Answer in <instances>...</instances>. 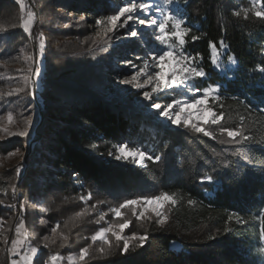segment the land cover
Returning <instances> with one entry per match:
<instances>
[{"label":"trees","instance_id":"16d2710c","mask_svg":"<svg viewBox=\"0 0 264 264\" xmlns=\"http://www.w3.org/2000/svg\"><path fill=\"white\" fill-rule=\"evenodd\" d=\"M155 1L149 0L156 8L159 4ZM9 2L0 0V11L9 10ZM127 2L47 0L46 5L87 22L91 28L105 29V25L97 27L96 20L115 14ZM259 3L264 7V0ZM175 4V14L182 15L192 29L185 37L184 51L201 53L203 60L196 62L209 74L200 86H222L221 98L207 101L205 108L223 112L221 124L244 128L253 142L221 144V139L229 138L219 135L220 125L206 127L217 132L215 139L188 129H170L145 113L135 99L138 95L117 89L118 79L138 70L126 61L142 66L143 59L152 54L150 47H159L154 39L145 44L138 38H122L124 32L118 30L105 43V53H81L70 66L47 69L36 95L39 147H32L19 187L26 198L48 206L50 215L45 219L51 226L61 229L66 217L75 216L88 205L93 211L89 219L103 216L102 222H80L72 232L80 248L94 250L93 245L101 242L93 243L90 237L105 220L112 222L110 209L125 199L167 192L176 201H167L163 226L146 223L143 229L138 227V233L148 235L143 247H130L128 253L120 255L122 241L119 247L114 241L104 247V256L86 255L77 264H264V242L260 240L264 112L257 107L259 97L264 96V74L258 70L264 67V17L249 10L248 0H175ZM108 34L105 36L110 39ZM193 35L199 39L193 42ZM5 40L15 47L27 41L19 33L16 43L7 34H0V45L8 46ZM209 41L222 52V61L234 58V68L223 73L213 68ZM174 97L186 99V90L183 96L171 92L157 102L167 104ZM121 144L144 152L142 164L117 161L109 155ZM0 150L4 151L2 147ZM207 176L213 177L212 181H206ZM4 187L0 181V201L13 202ZM189 200L195 203L189 204ZM127 210L121 209L123 213ZM12 214L9 205L0 207V216L9 219ZM9 231L1 233L0 239ZM209 236L214 239L209 240ZM48 255L51 251H43L38 257ZM36 260L33 264H39ZM5 261L0 255V264Z\"/></svg>","mask_w":264,"mask_h":264},{"label":"rangeland","instance_id":"374dc122","mask_svg":"<svg viewBox=\"0 0 264 264\" xmlns=\"http://www.w3.org/2000/svg\"><path fill=\"white\" fill-rule=\"evenodd\" d=\"M7 1H10L11 7L9 10H6V12H3L6 8L0 11V34H7L8 39L10 37L13 40L12 42L16 43V35L19 33L22 34L27 41L20 42L16 47L14 44L11 46L7 44L8 41L6 40L5 44L8 46L4 47L0 45V147L4 149V151L0 150V181H3L5 185L4 191H6L9 197H12L13 201L11 202L9 199H3V201H0V207L9 205L11 210H14V215L12 214L9 219L0 216V235L3 232L8 233L10 229L9 234L0 239V255L5 256V264H10L8 249L12 246L11 241L16 238H21L24 239V245L20 248L21 256L28 253L30 248L34 247L38 250L37 256L33 258V262L34 259H37L36 261L39 262V264H70L68 257L69 255H73L77 264L81 261L79 260V253L82 249L80 247L82 246H80L81 243L78 242L77 236L73 234L72 230L76 227V224L80 222L88 220L92 222V219L94 222L98 220L102 222L100 216L97 215L95 218L91 217L89 219V214L93 213V211L86 205L82 208V211L84 209H87V211L84 212L82 216L76 217L75 219H73L74 216L66 217L65 224L61 229H57L56 227H52L48 220L50 215L48 206L45 205L44 202L38 204V202L26 198V193L19 187V184L20 179L25 175V171L28 169L26 161L31 156L32 147H39L36 141V135H38L37 131L39 128L40 115L37 110L36 95L37 92L40 91L41 83L45 75L44 73L47 69L54 67L64 65L70 66L81 53L86 55H89L91 51H95V53H105L108 48L105 43L113 39V34L109 32L110 34L108 35H110V39H107L105 36V34H107L105 33V29H98L96 27L91 28L87 22L81 19L70 17L57 10H50L46 5L47 0H24V19H27L28 10L34 13L31 32L26 33L22 28L20 5L16 0ZM155 3L159 5L156 6V10L153 9L151 13L152 17L159 18L160 10L176 15L175 9L178 8L175 4V0H173L171 5H165L164 0H156ZM123 6H125V4ZM248 8L254 12L261 10L259 0L255 5L253 4V0H248ZM122 21L123 18H121L120 22ZM129 24L140 28L142 27L141 29L148 30V32L151 31V29L146 28L144 25L136 24L135 21H130ZM118 30L124 33L126 32V29H117L116 31ZM40 38H43L45 46L43 54L40 53L39 49ZM221 51H223V49ZM221 58L222 54L220 56L221 67L217 69L220 73H223L226 69L234 68L235 64L230 63L229 60L226 63L222 61ZM29 68L33 70L30 74V79L34 82V86L30 88L26 87L21 79L22 76L29 75ZM168 71L169 67L166 65L165 72L167 73ZM143 79L144 77H141L139 82L142 83ZM121 80L122 79H118L116 82L117 89L126 94L131 93L133 95H138L135 99L139 102L147 115L153 116L156 121L170 129H188L198 134L190 128H185L183 124L180 126L172 125L169 120L159 116L157 110L152 107V101H145L143 99V92L151 91L150 86L144 89H135L130 85L121 84ZM19 88H23L24 90L14 91ZM9 93H11V95H9ZM164 97L165 95L163 93L153 94V100H155V102ZM160 104L166 106L168 103ZM202 107L205 108V105ZM191 111L195 113L197 109L193 108ZM9 113L12 115L11 123L8 121ZM202 115L205 118L204 121L197 120L194 122H203L205 127L211 126L209 123L211 113L205 111ZM29 118L31 121L27 125L29 134L24 137L12 135V133L23 130L26 126L25 120ZM135 159L140 161L135 164H142L143 160H140L139 157ZM122 160L133 163V157L131 156L127 160ZM18 167L21 169L19 174L16 172ZM21 203L24 204L23 213L20 212ZM32 203L33 205H31ZM166 205L167 201L144 206L148 211L145 212L144 217L140 220H137L133 215V207H135L138 213L141 206H130L125 213L121 211V217H115L113 214L112 222L105 220L101 227H107L108 223H122L123 219L126 218L130 221V226L127 228V231H123L122 235L127 236L133 233L140 234L137 230L138 227L143 229L146 223H156L157 217L151 209L159 208L166 214ZM45 217L48 219H45ZM21 220L24 222V227L21 230L23 235L17 237L16 228ZM53 228L56 229L55 232L52 231ZM107 236L110 241L107 246L99 247L98 245L102 244L103 241L98 240L101 243L93 245V247H95L94 250L87 246L84 247L88 248V253H86V255H92L94 257L95 254L104 256V252L101 253L99 249L108 247V245L112 244L114 241L117 243L115 238L111 236V233H108ZM45 237H47V239H45ZM64 237H67V239L65 240ZM96 242L97 241L93 243ZM70 247L72 248L70 249ZM43 251H51V255L46 256V258H42L43 256L38 257V254H41ZM53 255L58 257L55 262L51 260ZM11 258L23 264V261L20 260V256Z\"/></svg>","mask_w":264,"mask_h":264},{"label":"snow or ice","instance_id":"6c2138e0","mask_svg":"<svg viewBox=\"0 0 264 264\" xmlns=\"http://www.w3.org/2000/svg\"><path fill=\"white\" fill-rule=\"evenodd\" d=\"M20 5L21 10V20L22 28L24 32L30 33L31 26L34 18V13L31 10L27 11V19H24L25 4L24 0H16ZM258 0H253L255 5ZM173 0H164L165 5H171ZM155 5L150 3L149 0H128L125 6L120 7L115 14L108 15L105 18L97 19L96 25H105V33L112 32L115 35L117 29H126V32L121 34L122 38H138L143 40L145 44H151V41L154 39L156 44L152 45L149 51L152 53L150 56L143 59L142 66L133 64L132 61H126L128 66H131L133 69H137L134 74L128 76L125 79L120 81L121 84L130 85L135 89H144L148 86L151 87V91L143 92V99L145 101H152V107L157 110V114L165 119L169 120L172 125L180 126L183 124L185 128H190L196 133H202L203 136L209 137L212 139L216 138L217 132L205 127L203 122L196 123L194 121H204L203 112L207 111L211 113V118L209 123L211 125H220L219 135L221 137L227 136L229 140H220L221 144L224 143H235L241 144L243 142H248L251 144L253 138L245 134V129L242 127L239 128H229L224 127L221 124V119L224 116L223 112H214L211 107L207 109L202 107L209 100H219L221 98V87L220 85L208 84L205 87H201L199 82L204 81L208 78L209 74L206 70L197 64V60H203L201 53H195L194 55L184 51V46L186 44L185 37L192 30L189 26L185 24V21L182 15H174L160 10L159 18L151 16V13ZM238 15V13H236ZM255 15L257 17H264V7L261 10L256 11ZM123 18V21H121ZM83 19V17H82ZM130 21H135L136 24L144 25L146 28L151 29V33H142L138 28L129 24ZM119 22V23H118ZM171 24V27H169ZM148 35V39H145V36ZM192 41L199 39L198 36L193 35L191 37ZM220 49L225 47L224 40L221 39ZM44 42L43 38H40V53L44 52ZM209 48L211 59L210 62L214 69L221 67L220 56L221 51L217 48L216 44L213 41H209ZM140 59V57H137ZM230 63H237L232 56L228 57ZM168 65L169 71L165 72V66ZM153 69L155 71H153ZM259 72L264 74V67L258 68ZM33 70L29 68V75L22 76L21 79L26 87H33L34 82L30 79V74ZM144 77L143 82H139L140 78ZM264 79V75L261 77ZM23 88L16 89L14 91H23ZM187 93L186 99L173 98L171 103H168L166 106H162L160 103L153 100V94L168 95L171 92H175L177 95L183 96ZM11 95V93H9ZM258 110L264 112V96L259 97L258 99ZM196 108L197 111L193 113L191 109ZM175 109V110H173ZM173 110V111H169ZM8 121L11 123L12 115L9 113ZM30 118L25 120V127L21 131L12 133V135L24 137L27 136L28 127L30 123ZM191 122V123H190ZM264 147V145H261ZM110 156H114V159L120 161L122 159L127 160L130 156L133 157V163H139L140 161L136 160V157H139L140 160L145 158V153L142 151L131 149L128 145L121 144L116 146L115 153L109 152ZM151 159V157H147ZM157 159H159L157 157ZM21 169L18 167L16 169L17 174H19ZM206 181H212L213 177L207 176ZM171 201L175 204V199L170 196L167 192H161L159 195L151 197H139L136 199H125L118 206H114L110 211L114 214L115 217H121V209L129 208L130 206L140 205L141 208L137 213L135 207H133V215L137 220H140L144 217L145 212L148 209L144 206L154 205L160 202ZM98 203H104V201H98ZM189 204H194L195 201L189 200ZM95 208V205H92ZM87 209H84L81 212H76L73 219L80 217L86 212ZM151 211L157 217L156 223L163 226L166 222V214L162 212L159 208H152ZM20 212H24V204H20ZM103 219V216H101ZM232 217H229L231 220ZM261 226H260V240L264 242V209L261 210L260 214ZM130 226V221L126 218L123 219L122 223H108L107 227H101L91 236L93 242L101 240L104 244H109L108 233H111V236L117 241V247H119V242L122 241V248H120V255H124L129 252L130 247L140 248L143 247L145 242L148 239L147 233L140 235L133 233L132 235H122L123 231ZM24 227L23 220L20 221V224L16 228L17 237H21L23 234L21 230ZM53 232L56 231L55 228L52 229ZM226 233L228 229L224 230ZM47 239V237H45ZM66 240L67 237H64ZM209 240L214 239L213 236L208 237ZM7 242V240H6ZM11 248L8 249L10 264H20L15 259L11 257L20 256V260L23 261V264H33V258L37 256L38 250L36 248H30L28 253L20 255V248L24 245V239L16 238L11 241ZM63 246V245H62ZM99 251L103 253L104 248H100ZM264 251V249H261ZM86 253H88V248H82L79 253V260L85 258ZM57 256L53 255L51 260L55 262ZM70 264H76L75 258L73 255L68 257Z\"/></svg>","mask_w":264,"mask_h":264}]
</instances>
